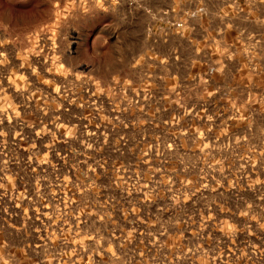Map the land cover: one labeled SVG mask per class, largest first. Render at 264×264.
I'll return each instance as SVG.
<instances>
[{"label":"rangeland","instance_id":"374dc122","mask_svg":"<svg viewBox=\"0 0 264 264\" xmlns=\"http://www.w3.org/2000/svg\"><path fill=\"white\" fill-rule=\"evenodd\" d=\"M219 7L0 0V264H264V74Z\"/></svg>","mask_w":264,"mask_h":264},{"label":"crops","instance_id":"0c3cea01","mask_svg":"<svg viewBox=\"0 0 264 264\" xmlns=\"http://www.w3.org/2000/svg\"><path fill=\"white\" fill-rule=\"evenodd\" d=\"M220 4V14H223L220 32V59L225 61H237V71L241 72L246 67L252 74H264V0H212ZM206 12L200 4L192 12V16ZM217 12V11H216ZM243 14L244 23L234 21L237 16ZM173 18L158 25L160 28L172 29ZM208 21V26H210ZM185 27V26H184ZM183 27V28H184ZM182 29V28H181ZM173 30V29H172ZM178 31V30H176ZM251 64L252 66L249 67Z\"/></svg>","mask_w":264,"mask_h":264},{"label":"built area","instance_id":"2783aa9c","mask_svg":"<svg viewBox=\"0 0 264 264\" xmlns=\"http://www.w3.org/2000/svg\"><path fill=\"white\" fill-rule=\"evenodd\" d=\"M172 29L179 30L184 27V21L182 20H175L171 23Z\"/></svg>","mask_w":264,"mask_h":264}]
</instances>
